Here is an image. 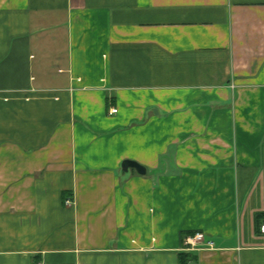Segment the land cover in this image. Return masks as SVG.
Listing matches in <instances>:
<instances>
[{
    "label": "crops",
    "instance_id": "crops-1",
    "mask_svg": "<svg viewBox=\"0 0 264 264\" xmlns=\"http://www.w3.org/2000/svg\"><path fill=\"white\" fill-rule=\"evenodd\" d=\"M262 219L264 0H0V264H264Z\"/></svg>",
    "mask_w": 264,
    "mask_h": 264
},
{
    "label": "built area",
    "instance_id": "built-area-1",
    "mask_svg": "<svg viewBox=\"0 0 264 264\" xmlns=\"http://www.w3.org/2000/svg\"><path fill=\"white\" fill-rule=\"evenodd\" d=\"M117 110L112 109L110 114H116ZM259 234L264 236V219L259 225ZM213 249V243L211 241H205L201 233H195L193 235L187 236L183 242V249L186 252L193 253L201 249ZM191 264V263H188Z\"/></svg>",
    "mask_w": 264,
    "mask_h": 264
},
{
    "label": "water",
    "instance_id": "water-1",
    "mask_svg": "<svg viewBox=\"0 0 264 264\" xmlns=\"http://www.w3.org/2000/svg\"><path fill=\"white\" fill-rule=\"evenodd\" d=\"M121 169L126 172L128 169H133L139 175H145V168L134 161L126 160L121 164Z\"/></svg>",
    "mask_w": 264,
    "mask_h": 264
},
{
    "label": "trees",
    "instance_id": "trees-1",
    "mask_svg": "<svg viewBox=\"0 0 264 264\" xmlns=\"http://www.w3.org/2000/svg\"><path fill=\"white\" fill-rule=\"evenodd\" d=\"M263 220V219H262ZM262 220L257 225V231L259 233V225L262 222ZM191 253L181 254L179 258V264H188L192 261H195V256L190 255Z\"/></svg>",
    "mask_w": 264,
    "mask_h": 264
}]
</instances>
